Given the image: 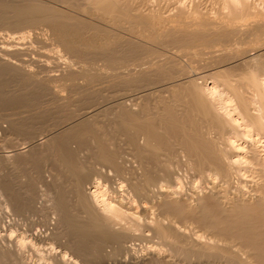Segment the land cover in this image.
I'll return each instance as SVG.
<instances>
[{
    "label": "bare ground",
    "instance_id": "bare-ground-1",
    "mask_svg": "<svg viewBox=\"0 0 264 264\" xmlns=\"http://www.w3.org/2000/svg\"><path fill=\"white\" fill-rule=\"evenodd\" d=\"M169 1L142 10L134 0H0V22L27 28L10 38L41 28L65 63L50 74L40 61L39 75L12 43L0 46V75L21 76L54 100L60 83L75 86L83 103L67 119L49 118L64 103H34L0 77V104L25 107L5 120L29 142L10 157L57 168L41 180L45 217L54 214L71 237L50 255L56 264H264V0H216L204 11ZM88 15L124 21L141 40L110 36ZM98 60L104 78L92 70ZM183 178L196 181L192 193ZM33 185L0 180L6 208L38 212ZM192 221L204 231L189 232L183 222ZM23 237L0 245V264H25ZM136 239L148 243L143 252L129 243Z\"/></svg>",
    "mask_w": 264,
    "mask_h": 264
},
{
    "label": "rangeland",
    "instance_id": "rangeland-1",
    "mask_svg": "<svg viewBox=\"0 0 264 264\" xmlns=\"http://www.w3.org/2000/svg\"><path fill=\"white\" fill-rule=\"evenodd\" d=\"M180 1L186 7H190L192 3H197L198 7L201 11H204L207 8H208L207 10H209L212 7H215L217 5L216 0H180ZM255 2H259V1L256 0ZM135 3L137 4V6ZM133 5L142 9V10H146L148 8H151V7L158 8L161 6H162L161 7L162 9L164 7L167 9V6L170 7L171 1H169V0H134ZM205 5H207L208 7L207 6L205 7ZM83 17L87 18L86 15ZM88 17H89V15H88ZM88 19H91L96 23H97V21H99L98 24H100L101 26L108 28L110 30L109 31L110 36H118V37L121 36L122 39H125V38L131 39L132 38L131 40H137V41L141 40V37L139 39L140 35L137 32H135V31L133 32V31H130L127 29L128 24L124 21H122L121 23H117V22H114L113 20H110L109 17H105L104 19H98L97 18L98 20H95L96 18H93V17L92 18L89 17ZM100 20H102V21H100ZM103 22H105V23H103ZM102 24H105V25H102ZM106 24H108V27ZM120 24H121V26H120ZM113 26H115V27H113ZM122 26H124V27L122 28ZM26 29L27 28L16 29V28H13L11 26H8L7 24H3L0 22V46L4 45L7 47H12V43H13L16 46L26 48L24 54H21L19 57L24 58L27 61L28 60L32 61L28 67H30L32 70L40 71V73H38L39 75L44 74V72L41 71L40 67L38 66V64L41 65L40 63H42L46 66L45 68L48 71V73H50V74H58V72L60 73V71L64 68L65 63H64V55H62L61 57H59V55L64 54V52L62 50L58 51V50H60V47L56 46V44H54L53 42L48 40L46 38L47 37L46 34H40V32H42L41 28L35 29V31L38 32L37 37H35L34 35H31V37H26L24 39L17 38V37L10 38L6 34V33L12 32L14 35H18L20 30H26ZM112 29H114V32ZM119 32H121V34ZM130 32H132L133 34H131ZM135 34H136V36L134 37L133 35H135ZM137 37H138V39H137ZM143 39H142L143 42H145L146 41L145 38H143ZM44 41H46V42H44ZM36 65L38 67H36ZM73 67L78 68V64H74ZM93 67H95V68L92 70H95V71L97 69L99 70L100 77H102V78L108 76L107 74L110 73V72H107L109 70H106L102 66L101 60L100 61L98 60L96 62V65ZM54 72H56V73H54ZM15 76L16 75H11V74L8 75L7 73H3L2 75H0V77H2L6 81V84L8 86V88H7L6 84H5L6 89L3 87L6 91H7V89L8 90L12 89V90H16L17 92L30 94L31 96L33 93V95L34 94L35 95L32 97H38V98H35L33 102L34 103L38 102V103L43 104L45 106L51 105L54 107V106H58L59 103H64L63 106H61V107L58 106V107H55L53 109H51L49 107L48 110L51 111L50 112L51 114L48 115L49 118L50 117L59 118V117L64 116L65 119H67L69 117V115L67 114L68 112H71L73 110L76 111V106L78 107L80 105H83V103H81V101L80 102L78 101V97L80 96L79 93L78 92L76 93L75 90H72V88L75 86H70L69 84L60 83V87H57V88L59 89L58 93L61 96V98L54 100L52 98V95L48 91H46L44 89L45 92H43L42 89L44 87L40 88L35 83L30 84V83L25 82V79H23V77H21V76H16V77ZM12 78H13V80H12ZM8 79H10V80H8ZM22 81H23V83H22ZM21 83L23 84V86H21L22 85ZM102 85H103V89H104V91H102V93H104V92L105 93H107V92L111 93L110 90L114 89V87H105L104 83H102ZM18 86H20V87H18ZM97 86H101V85H97ZM30 95H28V96H30ZM7 107H9V108H7ZM24 108L25 107H18V109L13 108V107L11 108V106H5V105L0 104V114H1L0 115L1 116L0 117V156H5V158H3V159H1V157H0V180H2V181L3 180H10V181H13L15 184L21 183V182L27 183L29 181L30 182L33 181L34 182L33 190H34V196H35L34 197L35 198L34 199V205H35V207L39 208L40 210L36 213H31L29 211H28L29 212L28 213L27 211H24L26 213L20 212L18 214H13V212L11 210L6 208L4 199L0 195V245L3 243L6 246L13 247L12 243L20 240V238L22 236H25V237H23V240L25 241V243L23 245H21L20 247L18 246L19 247L18 248L19 255L25 264H56L54 261H52L50 259V257H51L50 255H54V253L56 254L57 252L58 253L63 252L64 247H66V245H64V244L67 243L66 239L69 241V239L71 237L66 235L65 228L63 226H56L54 224V217H55L54 214L49 213L47 215V217H45L44 210L46 208H49L50 202L48 201L49 196H47V193H46L47 190H46L45 186L42 184L41 180L42 179H49L50 174L55 173V170L57 168H56V166L54 167V165L51 164L50 162H42L40 167H36V165L33 162H18L13 157H10V155L12 153V149H18V150H22V151H26L28 149L29 142L27 141V139H25L23 137L21 130L20 131H14V133H12L13 130L9 129V127L7 126V123L5 122L7 117L15 116L14 112L17 113L19 111L25 110ZM10 112H12V113H10ZM3 114H4V116H2ZM6 114H8V116H6ZM12 114H14V115H12ZM100 118H102V117H100ZM37 119H38V117H35L33 120H37ZM3 120H4V122H3ZM13 134H15L16 136ZM18 134L20 137L18 136ZM18 138H19V140H18ZM36 139H38V140L43 139L42 134H38L36 136ZM2 154H4V155H2ZM184 178H183V181L186 180V181H184L186 183L184 184L185 186L183 185L184 187L181 186L182 190L185 191V193H188V192L192 193L193 190H195L194 188L196 185V181L191 180L189 178H187V179H184ZM184 182H182V183H184ZM194 182H195V185L193 184ZM187 183L188 184L190 183L189 188H187L188 187ZM186 184H187V186H186ZM191 184H193V185H191ZM188 189H190V190H188ZM196 190L198 191L199 188L196 187ZM199 191L201 193L204 191V189H202V190L200 189ZM40 200H42V201H40ZM44 202H46V204ZM27 214L28 215L32 214V215L28 216ZM44 222L46 225L44 224ZM183 224L185 225L187 230L191 233L194 231L197 233H201L204 231L201 226H199L197 223H195L193 221L192 222H183ZM31 232H34V233L38 234L39 236H41V235L45 236L46 240H47L46 244L41 245L39 243H33L32 241L28 240V238H26V237ZM64 236H66V237H64ZM153 241L155 242V240H153ZM54 242H56V243H54ZM62 243H64L63 244L64 246L62 245ZM126 243L128 244V242H126ZM129 243H134L133 245L136 246L134 248H138V252L139 251L143 252V250H144L143 247L147 242H143L142 240L136 239V240H130ZM137 244H138V246H137ZM142 244H143V247H142ZM58 245H62L63 247L58 246ZM66 255L68 256V254H66Z\"/></svg>",
    "mask_w": 264,
    "mask_h": 264
}]
</instances>
